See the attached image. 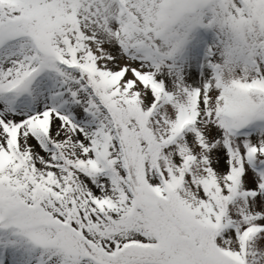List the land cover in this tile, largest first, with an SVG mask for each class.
<instances>
[{
	"label": "snow or ice",
	"instance_id": "1",
	"mask_svg": "<svg viewBox=\"0 0 264 264\" xmlns=\"http://www.w3.org/2000/svg\"><path fill=\"white\" fill-rule=\"evenodd\" d=\"M0 264H264V0H0Z\"/></svg>",
	"mask_w": 264,
	"mask_h": 264
}]
</instances>
